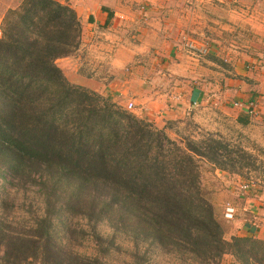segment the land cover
Returning <instances> with one entry per match:
<instances>
[{"label":"trees","instance_id":"16d2710c","mask_svg":"<svg viewBox=\"0 0 264 264\" xmlns=\"http://www.w3.org/2000/svg\"><path fill=\"white\" fill-rule=\"evenodd\" d=\"M0 29V264H110L119 237L132 245L130 264H152L156 251L192 264H264V241L225 239L198 165L242 178L257 157L221 134L177 143L69 83L56 61L77 51L81 25L66 4L22 0ZM31 190L40 213L10 220L15 194ZM86 237L89 256L75 249Z\"/></svg>","mask_w":264,"mask_h":264},{"label":"crops","instance_id":"0c3cea01","mask_svg":"<svg viewBox=\"0 0 264 264\" xmlns=\"http://www.w3.org/2000/svg\"><path fill=\"white\" fill-rule=\"evenodd\" d=\"M56 1L70 6L81 25L75 55L56 62L68 61L64 71L58 66L67 81L117 98L121 107L124 101L139 105L136 115L168 138L200 110L218 107L246 116L247 102L264 97V0ZM21 2L0 0V24ZM183 33L206 39L209 53L189 54ZM240 207L236 212L246 211ZM240 229L264 239L261 229Z\"/></svg>","mask_w":264,"mask_h":264},{"label":"rangeland","instance_id":"374dc122","mask_svg":"<svg viewBox=\"0 0 264 264\" xmlns=\"http://www.w3.org/2000/svg\"><path fill=\"white\" fill-rule=\"evenodd\" d=\"M211 1L216 0H202V3L209 4ZM216 11L217 10H214L213 13ZM185 39H189L199 46L207 45V47L210 48L209 42L202 37L183 33L180 41L183 42ZM75 53L72 56H74ZM194 57L202 58L201 56ZM66 62L68 61L58 63L59 67L64 68L63 71L67 68L64 67V63L65 66H68ZM69 64H71V62H69ZM66 73L68 79H70L68 71H66ZM119 101L120 100L116 98L112 102L126 112L139 117L136 115L138 113L137 109L139 105L136 107L130 101L133 104V109L126 110V105L130 102L124 101V107H121L118 103ZM218 110V107H209L192 114L188 119L177 124L175 126L177 129L173 132L171 131L173 134L170 133L168 136L170 140L178 143L186 138L199 140L210 134H221L222 137L234 141L246 152L258 158L257 161L260 162V164H256L255 170L245 174L242 178L234 175H228L217 170H212L211 167L204 162L198 163L200 166L201 187L206 193H208L211 203L216 208L217 217L224 224L225 239L228 240L232 236L258 239L256 237L244 236L242 234L243 231L241 232L240 228L243 227L245 230L249 228L252 233H255V231L260 229L264 232V128L261 129L262 123L264 122V108H260L257 115H248V113H246V116L239 114V112L223 114V112ZM147 122L151 123L150 121ZM257 122L261 123V126L258 125ZM244 172L245 171H243V173ZM244 183H248L250 185V189L246 193H241V191H239V187H241ZM15 200L17 209L11 215L10 220L12 218L14 222H25V220H28L27 218L29 214L40 213L39 208L41 204L32 190L28 191L26 196H23L21 191L16 193ZM241 205H245L246 211L242 213H238V211L236 212V206L237 208H241ZM226 206H230L236 212L233 219L229 221L223 218L225 211L224 208ZM235 217L237 222L233 224ZM73 224L79 228L87 229L84 222L81 220H74ZM97 230L101 235H107L110 233V229L104 225H100ZM261 241H264V239ZM81 244V246L75 248L78 253L87 256L93 253V242L89 237L84 238L81 241ZM117 244L120 249L112 255L108 262L110 264H130L132 261L130 256L132 251L131 243L119 237L117 239ZM150 262H152V264H192L188 261L178 260L172 255L164 254L159 251H156L153 254L149 263ZM221 264H233V260L229 256H224Z\"/></svg>","mask_w":264,"mask_h":264},{"label":"built area","instance_id":"2783aa9c","mask_svg":"<svg viewBox=\"0 0 264 264\" xmlns=\"http://www.w3.org/2000/svg\"><path fill=\"white\" fill-rule=\"evenodd\" d=\"M0 38H1V29H0ZM183 48L191 55L193 56H206L209 53V48L206 46H199L195 42L185 39L183 42H181ZM238 106V105H236ZM260 108H264V97L257 98L256 100H250L245 105V110L248 115H257ZM133 104L130 102L126 105V110H132ZM250 189V185L248 183L242 184L241 187H239V191L241 193H246ZM223 214V217L225 220L229 221L233 219V216L235 214V210L231 208L230 206H226ZM264 218V215H263Z\"/></svg>","mask_w":264,"mask_h":264}]
</instances>
